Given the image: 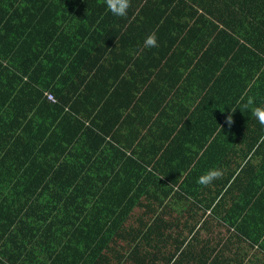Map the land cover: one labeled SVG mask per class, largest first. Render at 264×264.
Returning a JSON list of instances; mask_svg holds the SVG:
<instances>
[{
    "label": "trees",
    "instance_id": "1",
    "mask_svg": "<svg viewBox=\"0 0 264 264\" xmlns=\"http://www.w3.org/2000/svg\"><path fill=\"white\" fill-rule=\"evenodd\" d=\"M72 1L95 6L89 20L71 22ZM135 32L155 33L157 46L134 44ZM236 36L264 57V0H131L126 17L104 0H0V264H264V175L261 192L251 176L253 197L233 206L223 200L246 181L239 173L218 181L223 193L213 198L197 183L209 168L189 175L183 165L206 158L202 122L184 114L204 115L202 94L213 90L222 116L241 114L231 129L253 125L264 149V126L250 110L264 107V84L251 80L264 70L248 74L227 57L247 48ZM219 39L228 41L220 50ZM152 62L159 72L147 74L165 73V90L137 105ZM248 97L255 104L245 108ZM128 125L156 145L164 172L134 174L119 162L131 161L115 134ZM91 133L99 144L88 154ZM53 152L62 164L77 159L85 206L62 202L64 183L47 177L52 166L37 175L41 155L51 163Z\"/></svg>",
    "mask_w": 264,
    "mask_h": 264
},
{
    "label": "crops",
    "instance_id": "2",
    "mask_svg": "<svg viewBox=\"0 0 264 264\" xmlns=\"http://www.w3.org/2000/svg\"><path fill=\"white\" fill-rule=\"evenodd\" d=\"M72 8L70 10L69 19L71 22L74 21H81L86 22L89 20V17L93 15L95 6L89 7L87 5H83L82 2H74L72 1ZM74 20V21H72ZM173 31L174 29L171 28ZM236 32V31H234ZM233 32V33H234ZM167 36V35H166ZM133 37L135 38L134 44H141L144 42L147 35L140 32H135ZM165 37V36H164ZM163 38V37H162ZM236 38L243 43L247 48L243 52L238 51V47H235L234 49L239 52L236 55L229 53L227 57L230 59V57H233V62L238 68H242L245 71L250 73H255L256 75L259 74V72H262L264 70V57L262 58V55L260 53V50L257 51L256 49L251 48L248 46V43L241 37L236 36ZM228 41L226 40H217L218 48L222 46L227 45ZM116 45L117 42H115ZM163 44H167V41L164 40ZM129 45V44H127ZM190 46V45H187ZM127 49H131L128 47H125ZM164 45L162 48L158 50H163ZM132 50V49H131ZM157 50V49H156ZM231 55V56H230ZM150 56L149 58L151 59ZM148 58V59H149ZM132 62H129L128 64H131ZM146 74L151 71H157L159 72L158 65L154 64L152 62L151 64L145 63L143 66ZM146 74H142L141 78L143 79ZM165 73H156V74H150L148 75V80L144 83V85H148L146 88L149 89L147 93L141 97L138 98L135 96L134 103L138 105L139 101H147L153 97L159 99L164 92L165 87V81L164 79ZM201 78V77H199ZM252 82H260L264 84V73L261 77L252 78ZM213 90V89H212ZM217 91L213 90L212 93H206L202 94V100H201V106L204 107L205 114L202 115L201 111H191L186 112L184 114V117L189 118L191 120H196L198 122V125L202 122L201 126L203 129L204 135L207 137L205 140V148H200L198 156H202L204 153H206V158L203 159V162L197 166L193 167V164H187L183 163L184 166L188 167L189 169L185 170L189 172V175L192 173H198L199 171H193V169H199L201 171H205L207 168H219L223 172V176L220 179L215 180L211 186L214 188L209 189L208 187L199 186V189L202 188L205 191L211 192L213 198H218L223 193V188L216 189V185L218 181L221 179H224L225 177L230 174L232 170L236 171V173H239L241 180H245L241 185L240 188L237 189V187L232 188V191L234 192V197L230 194V191L228 192V195L223 200L224 202H232L229 200L232 199H239L243 201L249 202L250 199L253 197L254 191L255 193L261 192V182L258 181V177L261 175H264V149L261 147L260 143H257L258 141V130L257 128H254L252 125V128H250L249 131H245L243 128L240 130V132H236L232 130L233 124L236 122L238 117L241 114H232L227 113L222 116V113L220 109L216 106V95ZM49 97H51L49 95ZM168 113L172 115L181 116L183 115L182 111H174L169 110ZM138 115V111L135 113L134 116ZM232 117L231 123L228 122V117ZM139 123V122H138ZM129 126V125H128ZM102 128L104 131H107L110 134V128L111 124H107L103 119ZM256 129V130H255ZM119 130V131H118ZM117 131H115V134L117 135V139L122 140V142H127L128 147H126L128 150L129 160L125 157L122 159H119V162L127 161L128 167H134V174L136 173H142L143 170L151 171L152 173H158L164 172L163 167L158 166L159 161V150L156 147L155 144L151 143L148 139H142L138 132H136L134 129L132 130L130 126L128 128H121V126L118 128ZM245 134V135H244ZM141 138V139H140ZM236 139L235 146L230 147V144H232L233 140ZM224 146V148H227L226 157L220 156L218 157L217 152L214 149L213 144ZM99 144L97 141H95V136L93 133L89 134L88 136V142L86 143L88 154L95 149L96 145ZM139 146H138V145ZM203 145V143H202ZM197 147V146H196ZM200 147V146H199ZM157 148V149H156ZM236 152L238 155V159L235 157L234 163L232 162L233 159V152ZM126 153V151H124ZM183 152H186L185 149ZM44 154L41 155V159H39L38 164L34 168L37 172L38 176L45 175L47 170L52 166L51 170L47 173V177H50L52 184H57L59 182L64 183L65 192L66 195L62 198V202H67L68 208H71L74 210V207L76 208L79 204H83V199H79L83 197L80 191V181L81 178L74 172V167L77 165V159L73 157L75 162H66L65 159H61L66 164L59 163V161H55L53 157H55L54 152L50 153L51 156V163H48L44 159H47ZM91 160V159H90ZM17 160L14 162L16 163ZM29 161L28 159L25 160V162ZM92 161V160H91ZM93 161H97V159H93ZM30 163V162H27ZM129 162V163H128ZM135 162V163H134ZM220 162L223 164L226 168H223L221 166L214 167V163ZM49 164V166H47ZM53 164V165H52ZM44 165L47 167L46 170L42 169L41 166ZM213 165V166H212ZM183 172L182 177L186 176V172ZM15 176H19V172H14ZM188 175V176H189ZM21 176V175H20ZM254 176V180H252V187L254 191L251 189L250 185V177ZM193 187L196 186V183L191 182ZM75 197H77L75 199ZM85 206V203L83 204ZM231 205L235 206L233 202ZM137 214V213H135Z\"/></svg>",
    "mask_w": 264,
    "mask_h": 264
},
{
    "label": "clouds",
    "instance_id": "3",
    "mask_svg": "<svg viewBox=\"0 0 264 264\" xmlns=\"http://www.w3.org/2000/svg\"><path fill=\"white\" fill-rule=\"evenodd\" d=\"M107 10L114 16L126 17L129 8L131 7V0H104ZM158 44L155 33L149 34L144 40L145 48L156 47ZM255 100L253 97H248L244 102V107L249 108L253 106ZM252 116L259 122L261 126H264V107L254 106L251 107ZM233 111V110H232ZM235 112V111H233ZM232 117H228V122L231 123ZM223 176V172L219 168H211L202 174L197 183L204 187L210 186L215 180L220 179Z\"/></svg>",
    "mask_w": 264,
    "mask_h": 264
}]
</instances>
